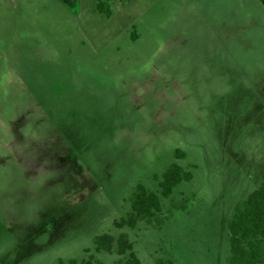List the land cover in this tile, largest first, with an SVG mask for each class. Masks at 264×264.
<instances>
[{
	"label": "rangeland",
	"instance_id": "rangeland-1",
	"mask_svg": "<svg viewBox=\"0 0 264 264\" xmlns=\"http://www.w3.org/2000/svg\"><path fill=\"white\" fill-rule=\"evenodd\" d=\"M97 1L0 0V264L112 263L94 238L121 231L143 264H232L264 180L263 1ZM174 161L193 176L160 220L117 227Z\"/></svg>",
	"mask_w": 264,
	"mask_h": 264
},
{
	"label": "trees",
	"instance_id": "trees-1",
	"mask_svg": "<svg viewBox=\"0 0 264 264\" xmlns=\"http://www.w3.org/2000/svg\"><path fill=\"white\" fill-rule=\"evenodd\" d=\"M264 3V0H262ZM98 11L111 15L110 0H98ZM175 156H186L181 147L175 149ZM192 170L174 161L164 170L160 180V192L139 182L130 198V209L125 216L116 218L117 227H135L142 219L159 221L162 209V197H168L176 184L183 180H190ZM228 239L231 250L232 264H260L264 262V180L248 195L239 199L234 206L233 213L226 221ZM96 250L112 251L116 245L117 259L108 264H143L135 249V242L127 231L118 235L103 232L95 235ZM164 260L158 259L159 264ZM69 264H98L94 253L78 260L70 258ZM168 264H178L169 259Z\"/></svg>",
	"mask_w": 264,
	"mask_h": 264
}]
</instances>
